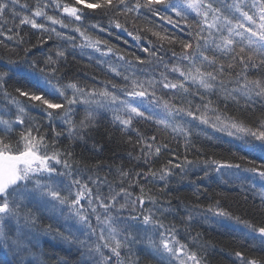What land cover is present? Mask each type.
<instances>
[{"label":"trees","instance_id":"trees-1","mask_svg":"<svg viewBox=\"0 0 264 264\" xmlns=\"http://www.w3.org/2000/svg\"><path fill=\"white\" fill-rule=\"evenodd\" d=\"M60 3L61 8L55 9L51 0H19L15 6L17 14L13 16L9 9L5 17L0 19V31L4 32V35H0V72L12 70L8 72L10 79L7 93L26 105L25 123L33 129H39V133L33 131V136L37 137L34 142L40 145L39 150L45 151L44 144L47 143L49 152L52 149L61 154L70 151L72 155L67 159L81 178L98 177L101 181L106 178L107 184H111L114 189L123 182L121 170L130 173L133 179L124 178L127 179V183H123V186L132 193L131 199L135 200L138 196H142L145 200V214L151 209L155 218L164 225L161 231H165L166 235H170V230L175 229L181 242H186L191 251L196 252L201 258V264H241L240 258L235 255L238 251L245 259L264 261V244L261 243L258 233L254 234L255 239L245 237L239 230L226 227L217 220V217H227L238 228L248 232L250 229L246 228L244 223H238L237 218L256 227L264 226V187L261 184L255 186L254 180L250 178V172L243 170L253 167L264 169V151L259 147L262 142L243 133L240 134L243 138L228 136L225 132L201 124L199 121L185 124L179 116L174 115L175 107L172 108L173 115L167 116V119L171 125L183 128L184 132L174 131L172 126L166 127L154 120L140 117L134 119L131 128H124L114 120V114L126 116L123 109L119 108V101L112 102L110 98L100 95L107 89L122 100H132V97L123 95L122 89L127 82L112 69H117L125 75H131V71L137 69L134 67L128 71L125 61L119 60L118 56H125L134 66L136 57L144 58L146 63L138 67L145 70V75L140 77L145 79L150 75L148 70L152 68L148 61H153L156 57L144 52V47L151 48L152 44L157 45L159 55L164 58V62L172 59L169 49L180 50L178 43L169 45L166 41L162 42L148 29L159 31L161 35L166 33L177 39L190 40L188 33L196 31L193 19L195 13L190 12L188 24L191 27L186 29L185 21L174 13H162V15H171L175 26L168 24L159 16L148 13L147 10H142L144 14L136 18L135 13L122 15L108 10L87 9L83 4L76 5L75 0H60ZM45 4L49 7L44 8ZM64 4L80 8L83 19L74 21V18L63 12ZM37 7L44 8L47 15L64 20L68 27L61 28L60 25H51L46 17L36 18L38 23L42 22L46 27H55L62 33L61 36H57L54 32L33 29L30 25L19 24L23 16H31ZM195 18L199 19V17ZM115 19L126 23L129 30L140 35L142 40L138 42L127 33L109 27L110 20ZM97 24L102 25L105 31L92 27ZM77 25L82 26V30L90 37L91 42L101 41L97 45L101 51L83 46L89 41L74 30ZM8 28H12L13 32L9 33ZM10 35L12 39L8 38ZM161 43H163L162 49L159 48ZM109 47L112 48V53H107ZM58 50H63L65 55L58 57L56 55ZM49 57L52 59L49 60ZM41 69L45 71L41 72ZM161 71H163L162 67ZM235 71L238 72L239 68ZM156 75L159 77V73ZM45 76L51 80L52 85L61 86L75 82L88 93L81 97L87 102L73 106L75 111L71 114L77 125L81 121L89 124L91 120L89 126L81 129L80 137L69 138L68 125L63 124L59 118L54 122L55 130L50 129V121L45 116L44 106L38 101H28L26 97L19 96L18 88L40 94L41 89L35 86L36 80ZM225 79L234 80L235 77L226 76ZM113 84L118 87L114 88ZM156 91L161 101L164 99L170 106H179V101L171 95L162 94L168 90H162L157 84ZM46 95L53 103H61L64 100L51 88ZM192 99L193 103H202L199 96ZM208 99L213 100L223 116L235 118L249 127H255L259 122L264 121V102H245L242 97L239 101L225 99L219 92L217 95L206 96L205 102ZM159 105V108L163 107V103L160 102ZM0 110L6 114L5 119L15 120L16 105L4 96L3 91H0ZM48 111H60L63 114V109ZM89 112L95 114L94 119L88 117ZM184 119L191 118L184 117ZM189 130L190 134L185 135L184 133ZM57 132L63 134L57 137ZM39 136H44L45 140L40 142ZM151 137L156 139L152 140ZM0 140L3 141L0 143V149L4 144L9 145L13 152L16 149L22 151L24 148L19 129L10 135L0 132ZM148 144H151V149H147ZM157 148L160 149L158 155L155 152ZM213 161L240 164L241 168H219V164ZM165 167L171 170L172 175L161 180L159 172ZM148 169L157 173L155 179L152 177L147 181L135 179L136 173H146ZM101 187L107 191L106 184L102 183ZM218 210L229 215H216ZM24 211L26 209H22V213ZM99 211L103 212V209ZM33 215L36 216L35 224L24 223V228L31 232L29 236L31 238L23 240L25 247H15L16 250L11 248L10 233L0 237V264H94L87 258L84 245L71 238L77 237L76 233L66 228V225L50 211H33ZM123 216L128 218V212H124ZM92 223L93 225L97 223L94 217ZM100 227L104 228L107 235V227L105 225ZM97 231L99 232V229ZM146 234L155 236L151 231L141 232L139 236L142 242L121 249V260L124 264H158V257L153 256L152 249L144 242ZM118 238L122 239L123 233ZM102 251L106 256L111 257L109 264H113L116 258L112 256L110 250L103 248Z\"/></svg>","mask_w":264,"mask_h":264},{"label":"snow or ice","instance_id":"snow-or-ice-1","mask_svg":"<svg viewBox=\"0 0 264 264\" xmlns=\"http://www.w3.org/2000/svg\"><path fill=\"white\" fill-rule=\"evenodd\" d=\"M18 3L19 0H0V19L5 17L9 9L15 16L17 14L15 6ZM51 3L55 5V9L61 8L60 0H51ZM75 4H83V7L87 9L108 10L114 14L135 13L136 18L144 14L142 10H147L148 13L159 16L168 24L175 26L171 15H162V13H174L175 16L185 21L186 29L191 27L188 24L190 12H194L195 17H199V19L193 17L196 31L188 33L191 37L190 40L177 39L166 33L161 35L159 31L148 29L162 42L166 41L169 45L178 43L180 50L169 49L172 59L169 62H164V58L159 55L157 45L152 44L151 48L144 47V52L156 57L155 60L148 61L152 68L148 70L150 75H147L145 79L140 78L145 75V70L138 67L146 63L144 58L136 57L134 66L132 61L126 60L125 56H118L119 60L125 61L128 71L134 67L137 69L131 71V75H125L117 69H112L116 75L122 76L127 82L122 89L123 95L133 99L122 100L107 89L100 95L110 98L112 102L119 101V108L123 109L126 116L121 117L119 114H114V120L124 128H131L134 119L140 117L145 120H154L166 127L172 126L174 131L184 132L183 128L171 125L167 119V116L173 115L172 108L175 107L174 115L179 116L185 124L199 121L201 124L210 125L218 131L225 132L228 136L237 138H243L240 136L243 133L261 141L259 147L264 151V121L259 122L255 127H249L235 118L223 116L214 105L213 100L208 99L205 102L206 96L217 95L218 92L222 93L225 99L231 98L239 101L242 97L245 102H264V0H134V2H129V0H91V2L75 0ZM21 7L26 6L21 5ZM47 7L49 5L45 4L44 8ZM44 8L37 7L31 16H23L19 20V24L30 25L33 29L54 32L57 36H61L62 33L58 32L55 27H46L44 23L37 22L36 18L46 17L53 26L68 27L63 19L47 15ZM62 10L74 18V21L83 19L80 8L64 4ZM92 27L105 31V28L99 24ZM109 27L127 33L138 42L142 40L140 35L134 34L126 26V23H121L118 19L110 20ZM74 30L89 41L87 45L83 46L101 51L97 47L101 41L91 42L81 25H77ZM7 31L12 33L13 29L8 28ZM0 35H4V32L0 31ZM16 35L20 34L16 33ZM8 38L12 39V36L10 35ZM68 39L72 38L68 37ZM20 42H23L22 36ZM159 48H163V43L159 45ZM112 51L110 47L107 49V53H112ZM56 55L63 57L65 52L58 50ZM51 59L49 57V60ZM122 67L124 66L122 65ZM161 67L163 71H161ZM236 68H239L238 72L235 71ZM9 71L12 70L0 72V91H3L4 96L16 105L17 113L13 121L5 119L6 114L0 110V132L10 135L19 129L24 148L22 151L16 149L13 152L9 145L4 144L0 149V237L5 235V221H15L17 239L13 243L23 246L24 241L20 238L22 235L20 231L21 215H23L25 224H35L36 216L33 215V211L46 210L49 204L56 201L68 206L71 215L81 225L78 231L86 237L85 240H80L78 237H71L70 233L71 238L86 245L88 239L96 237L95 251L102 257L103 264H109L111 260V257L103 253V248L109 249L112 256L116 258L113 264H124V261L121 260V249L142 242L139 233H148L149 231L155 233V238L148 237V239L153 256L158 257V264H189V262L201 264V258L196 252L191 251L186 242H181L175 229L170 230V235H166L165 231H161L164 225L155 218L152 210L149 209L148 214H145V200L142 196H138L135 200L131 199L132 193L123 186V183H127V179H133L130 173L121 170L123 182L114 189L111 184H107L106 178L104 181L98 177L96 179L81 178L67 159L72 155L70 151L61 154V152L52 149L49 152L47 143L44 144L45 151L39 150V143L34 142L37 137L33 136V131L39 133V129H33L25 123L26 105L10 97L7 93ZM44 71L45 69H41V72ZM54 71L55 69H53ZM156 73H159V77ZM226 76H232L235 79L226 81ZM157 84L162 90H168L162 94L171 95L179 101L178 107L170 106L167 101H164V115L156 110L159 107ZM230 85L231 87H229ZM35 86L41 89L40 94L30 93L19 88L17 92L20 97H26L28 101H38L44 106L45 116L50 121V129L55 130L54 122L59 118L63 124L68 125L69 138L80 137L81 129L89 126L91 120H89V124L81 121L77 125L71 114L75 111L73 106L87 102L81 97L88 93L75 82L61 86L52 85L51 80L46 76L37 78ZM113 87L118 86L113 84ZM50 88L64 98L63 102L53 103L47 98L46 94ZM195 96H199L202 103H193L192 98ZM61 109H63V114L60 111H48ZM87 115L94 119V113L89 112ZM184 117L191 119L187 120ZM62 134V132H57L56 136L59 137ZM184 134L189 135L190 130ZM38 139L43 142L45 137L39 136ZM151 139L155 140L156 138L151 137ZM0 143L3 141L0 140ZM147 149H151V144L147 145ZM155 152L158 155L160 149L157 148ZM144 159L147 163L146 157ZM213 163H218L219 168H241L240 164L217 161H213ZM176 167H181V165H176ZM243 170L255 172L259 177L264 178V169L253 167ZM171 175L172 172L167 167L162 168L159 172L161 180ZM156 176L157 173L154 170L148 169L146 173H136L135 179L147 181L149 177L155 179ZM102 183L106 184L107 191L101 187ZM141 193H143V188H141ZM149 203L154 202L149 201ZM22 209H26V211L22 213ZM99 209H103V212H100ZM124 212H128V218H124ZM216 215L228 216L229 214L218 210ZM93 217L97 222L95 225L92 223ZM237 222L244 223L245 227L250 229L249 232L243 233L245 237L255 239L254 234L258 233L261 243L264 244V226L256 227L246 221H240L239 218H237ZM101 225L107 227V235H105L104 228L100 227ZM121 233H123L122 239L118 238ZM235 255L240 258L241 264H264V261L245 259L239 251Z\"/></svg>","mask_w":264,"mask_h":264},{"label":"rangeland","instance_id":"rangeland-1","mask_svg":"<svg viewBox=\"0 0 264 264\" xmlns=\"http://www.w3.org/2000/svg\"><path fill=\"white\" fill-rule=\"evenodd\" d=\"M137 99H139V98H137ZM164 101H166V100L162 99V101H161L160 99H158L157 102H158V104H160V102L163 103ZM159 107H160V105H159ZM159 107H157V109H159L158 112L161 115H162V113L165 114L164 108L162 106H161V108H159ZM249 175H250V178L252 180H254L253 183L255 184V186L261 184L264 187V178L259 177V175L255 172H250ZM245 178L248 179L247 177H245ZM246 191L248 192V188L246 189ZM46 210L50 211L54 217L61 220L64 223V225H66V228H68L72 232L76 233V235L79 239H81V240L86 239V237H84L81 234V232L78 231V229L81 228V225L78 223V221L75 219V217H73L71 215V213L68 210L67 205H62L56 201H53L51 204H49V206ZM217 220L220 224H222L226 227L233 228V230H239L241 234L248 232L247 230H243L241 228H238L237 225L232 223L227 217H217ZM5 225H6L5 235L2 237H5L10 233L11 236H10L9 242H11V243L9 244V246L13 249L15 247H19L18 245L13 243V241L15 239H17L16 222L15 221H5ZM24 226L25 225H24L23 216L21 215V217H20V231H21L22 235L20 238L22 240L30 239L31 237H29V236H30L31 232H30V230H26L24 228ZM146 235L147 236L144 237V242H146V245H149V247L151 248L150 241H149L148 237L154 238L155 236H154V234H150V235L146 234ZM147 240H148V242H147ZM20 247H25V241H24V245L20 246ZM84 248L86 250V256L89 260L93 261L94 264H103L102 257L100 256L99 253H97L95 251V248H96L95 236H93V237H91V239L87 240V244L84 245ZM14 250H16V249H14ZM164 255H167V254L164 253ZM189 264H191V262H189Z\"/></svg>","mask_w":264,"mask_h":264},{"label":"bare ground","instance_id":"bare-ground-1","mask_svg":"<svg viewBox=\"0 0 264 264\" xmlns=\"http://www.w3.org/2000/svg\"><path fill=\"white\" fill-rule=\"evenodd\" d=\"M256 250V248L254 247V251Z\"/></svg>","mask_w":264,"mask_h":264}]
</instances>
